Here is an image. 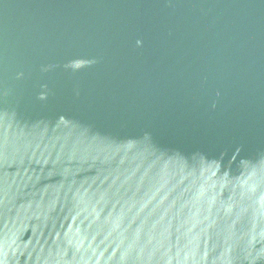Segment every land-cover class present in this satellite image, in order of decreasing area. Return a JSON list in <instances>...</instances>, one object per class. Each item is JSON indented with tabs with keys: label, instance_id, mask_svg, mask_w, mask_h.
<instances>
[{
	"label": "water",
	"instance_id": "95a60500",
	"mask_svg": "<svg viewBox=\"0 0 264 264\" xmlns=\"http://www.w3.org/2000/svg\"><path fill=\"white\" fill-rule=\"evenodd\" d=\"M0 264H264V0H0Z\"/></svg>",
	"mask_w": 264,
	"mask_h": 264
}]
</instances>
